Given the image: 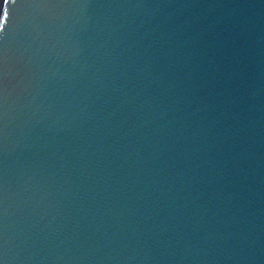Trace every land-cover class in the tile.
I'll use <instances>...</instances> for the list:
<instances>
[{
  "label": "water",
  "instance_id": "water-1",
  "mask_svg": "<svg viewBox=\"0 0 264 264\" xmlns=\"http://www.w3.org/2000/svg\"><path fill=\"white\" fill-rule=\"evenodd\" d=\"M0 264H264V0H0Z\"/></svg>",
  "mask_w": 264,
  "mask_h": 264
},
{
  "label": "snow or ice",
  "instance_id": "snow-or-ice-1",
  "mask_svg": "<svg viewBox=\"0 0 264 264\" xmlns=\"http://www.w3.org/2000/svg\"><path fill=\"white\" fill-rule=\"evenodd\" d=\"M5 2H7V0H5ZM5 13H6V11H5ZM5 13H4V14H5Z\"/></svg>",
  "mask_w": 264,
  "mask_h": 264
}]
</instances>
